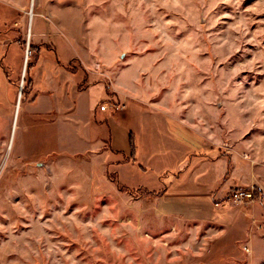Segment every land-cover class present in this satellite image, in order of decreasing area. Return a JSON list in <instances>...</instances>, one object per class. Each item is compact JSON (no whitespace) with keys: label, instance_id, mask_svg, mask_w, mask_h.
<instances>
[{"label":"rangeland","instance_id":"374dc122","mask_svg":"<svg viewBox=\"0 0 264 264\" xmlns=\"http://www.w3.org/2000/svg\"><path fill=\"white\" fill-rule=\"evenodd\" d=\"M56 35L92 81L121 82L143 109L130 101L127 114L148 169L123 165L121 183L159 188L185 152L210 150L264 185V0H0V264H262L230 223L161 217L155 196L110 178L115 167L86 177L42 156L20 118L24 68Z\"/></svg>","mask_w":264,"mask_h":264},{"label":"crops","instance_id":"0c3cea01","mask_svg":"<svg viewBox=\"0 0 264 264\" xmlns=\"http://www.w3.org/2000/svg\"><path fill=\"white\" fill-rule=\"evenodd\" d=\"M31 20L30 17L29 23ZM54 42L38 49L29 71L30 84L20 116L25 136L42 145V156L57 155L50 162L74 167L86 177L91 174L86 167L94 169L100 162L105 168L115 167L119 177V170L125 164L126 169L131 170L135 165L146 171L148 166L140 160L139 140L143 135L129 122L131 100L127 99L124 84L109 78L113 94L106 93L100 81L91 80L92 71L66 47L63 36L56 35ZM20 99L19 94L14 124ZM131 102L136 109L143 110L137 102ZM102 105L106 106L104 110ZM160 152L169 153L165 149ZM220 153L187 151L180 162L181 166L187 163L185 167L166 182L162 181L159 188L139 187L163 190L155 196L156 214L161 217L230 223V227H225L226 232L232 229L244 234L251 243V261L261 257L264 264V227L257 230L250 226L253 220L264 222L261 201L231 209L224 199L229 191L248 186L260 188L264 199V185L258 177L250 176V164ZM52 168L53 171L54 165Z\"/></svg>","mask_w":264,"mask_h":264},{"label":"trees","instance_id":"16d2710c","mask_svg":"<svg viewBox=\"0 0 264 264\" xmlns=\"http://www.w3.org/2000/svg\"><path fill=\"white\" fill-rule=\"evenodd\" d=\"M46 45V43H42L40 46H44ZM39 47H36V48H40ZM30 49H35L34 45H31L30 46ZM38 52V51H37ZM33 63V62H32ZM32 63H28L27 64V68H26V73H29L30 69L32 68ZM101 81L103 82L104 84V89H105V92L108 93V94H113V91H112V88H111V85H110V82L109 80H107L106 78H100L98 79V81ZM110 178L114 181H116V183L119 185V187L121 189H126L128 191H130L132 194H134L135 196H140V195H152V196H157V195H160L163 193V190H159V191H155V190H150L148 188H145V187H138V188H130L126 185H124L123 183L120 182V180L118 179V176L117 174H110ZM244 189H247V188H250L249 186L248 187H242ZM255 189V198L257 201L260 200L262 194H261V189L258 188V187H254ZM234 190V189H233ZM231 190L230 193L233 191Z\"/></svg>","mask_w":264,"mask_h":264},{"label":"built area","instance_id":"2783aa9c","mask_svg":"<svg viewBox=\"0 0 264 264\" xmlns=\"http://www.w3.org/2000/svg\"><path fill=\"white\" fill-rule=\"evenodd\" d=\"M117 108L120 106L117 105ZM106 108L105 105L101 106V109L104 110ZM230 199L237 203V204H247L252 203L256 201L255 198V189L254 186H251L250 188L244 189V188H236L230 193ZM263 198L261 196L260 201H262ZM246 250H248V247H246Z\"/></svg>","mask_w":264,"mask_h":264},{"label":"bare ground","instance_id":"6f19581e","mask_svg":"<svg viewBox=\"0 0 264 264\" xmlns=\"http://www.w3.org/2000/svg\"><path fill=\"white\" fill-rule=\"evenodd\" d=\"M33 14H34L33 10L30 11L29 15H30L31 19H32V17H33ZM19 94H20V92H19Z\"/></svg>","mask_w":264,"mask_h":264},{"label":"water","instance_id":"95a60500","mask_svg":"<svg viewBox=\"0 0 264 264\" xmlns=\"http://www.w3.org/2000/svg\"><path fill=\"white\" fill-rule=\"evenodd\" d=\"M20 96H21V94H20Z\"/></svg>","mask_w":264,"mask_h":264}]
</instances>
